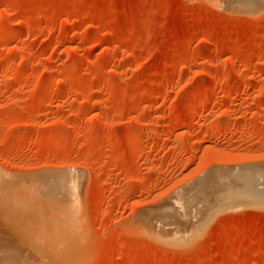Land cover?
<instances>
[{
    "label": "rangeland",
    "instance_id": "rangeland-1",
    "mask_svg": "<svg viewBox=\"0 0 264 264\" xmlns=\"http://www.w3.org/2000/svg\"><path fill=\"white\" fill-rule=\"evenodd\" d=\"M232 1L0 0L9 249L69 238L61 264H264V192L228 188L251 169L264 182V5ZM63 180L74 219L44 222ZM189 192L200 223L158 232Z\"/></svg>",
    "mask_w": 264,
    "mask_h": 264
},
{
    "label": "bare ground",
    "instance_id": "bare-ground-1",
    "mask_svg": "<svg viewBox=\"0 0 264 264\" xmlns=\"http://www.w3.org/2000/svg\"><path fill=\"white\" fill-rule=\"evenodd\" d=\"M263 5H264V0H234L232 2H225L224 7L229 9V10H231V11H234V12L235 11L250 12V11H254V10L262 7ZM230 169H229V171H230ZM236 169H235V171H233V173L235 172V174H236V175L234 174L235 177H236L235 180L237 181L238 178H239V177H237V175L239 176V174L237 172L239 170L243 171L244 168L243 169L242 168L238 169L237 172H236ZM251 170H253V169H251ZM250 171L249 172L246 171L247 173L246 172H244V173L242 172L243 173L242 174L243 178H240L242 180L240 181V179H239L238 182L235 183L236 186H234L231 183H230L229 186L227 185L228 188H230V187L232 188V186L235 187L234 188L235 190L232 188L234 192L231 191V194L234 195V194H236L237 190H240V188H238V186L241 187L242 190H244L245 194H248V193L254 194L253 191H256L257 193L258 192L259 193H263L264 192V191H262V190H264V182L263 181H262L263 183L262 182H258L257 178L255 179V178H253L254 176H251V175H253V173L251 174ZM253 172H254V170H253ZM239 173H241V172H239ZM245 173H246V175H245ZM226 174H227V172H226ZM248 174H249V176H248ZM218 175H219V173H218ZM226 176H230V175L228 174ZM244 176H246V177L244 178ZM58 179H59V177H58ZM217 179H220V177L217 178ZM224 180L225 179L222 180V178H221V182H220V180H217L219 182H217V181H215V182H217L218 183L217 185L219 186V184L220 183L222 184V181L224 182ZM215 182H214V185H215ZM225 182H227V181H225ZM210 183H211V181H210ZM204 184H206V183H204ZM204 184L200 183L198 188L197 189L195 188V190L198 191L196 197H198V196L202 197V195L200 193L203 194L204 191L207 190V189L204 188V186H203ZM238 184H240V185H238ZM222 185H224V187L226 186L225 183H223ZM54 186H52V185L50 186V184L45 186V188L47 189L46 190L47 191V199H43L44 200L43 204L39 208L41 210L38 209V211H40V213L38 212L39 215H40L39 217H42L41 219H44V222H49V221L54 222L55 221V218H54L55 215H56V220H57L58 217L60 218V216H58V215H60V212L62 211L61 212L62 213V217H64V219H66L67 221H72L74 219L73 215L75 213L74 206L76 207L78 205L75 202L77 200L73 199L72 196H70L68 193H66L67 191H69L71 189H70V187L69 188L67 187V185L65 184L64 180L62 182L60 181L59 185H57L58 189L56 188L57 189L56 191H51V188L55 189ZM214 187L217 189L216 185ZM219 187H221V186H219ZM222 188L223 187H221V189ZM236 188H238V189H236ZM244 188L246 189V191H245ZM223 189H226L228 191V189L226 187L223 188ZM247 191H248V193H246ZM190 193L191 192H189V193H187L185 195H182L181 198H179V200L177 199L178 200L177 201L178 204H177V206H175L176 208L173 207V209L175 208L174 212L176 214L175 215L176 217L172 216L170 213H167L164 216V218L155 219L156 221L154 220L156 222V229H157L158 232H162L165 235L172 234V235L180 238V236L184 235V233H185V231L183 230L182 223H187V224L191 225L193 223L197 224L199 222V220L203 217V214H204L203 213L204 205L202 206V205H200V203L194 204V202H193L192 204L195 205L194 210L193 209H189L188 206L192 205V204L189 205L190 202L188 200L189 199L188 195ZM66 195H69L70 198H68ZM228 196L230 197V195H228ZM56 197H57V204H59L61 206L60 209H59V207L57 208L56 206H54V198H56ZM232 198H234V197H232ZM41 201L42 200H40V202ZM196 202H198V201H196ZM32 210H34V208ZM48 211H51V213H49ZM56 211H59V212H56ZM76 214H77V212H76ZM53 218H54V221L52 220ZM57 225L55 224V228L59 227ZM57 232H58V234H57ZM60 232H59V230H57L55 235H59ZM45 234H46V232L43 233V235H45ZM50 234H52V230H51ZM47 235H48V233H47ZM70 235H72V233ZM50 236H52V235H50ZM36 238H38V237H36ZM31 239L34 240V241L25 242L28 245V247H27L28 250L26 252L22 253V254L18 253L16 251H12L11 249H9L7 247L6 242H3V240H0V264H61L63 261H66V256L68 255V254H66V256H65V253H63L64 255L62 254V252H64V251H62V248L64 250L66 249V250L70 251V249H69L70 245H72L71 243L74 242L73 240H70L72 242H70V241L68 242L67 239H69V238H66V240L64 239L65 243L67 244L65 246V248H64V246L62 247V244H64L63 241L61 242V241L56 240V239L55 240L59 241V242H53L52 241L53 244L54 243H56V244L58 243L57 245H54V247H51L48 241H44L45 238L44 239L40 238V240H37V239L35 240L33 238H31ZM52 239H54V238H52ZM19 243H21V241ZM42 252H43L44 255H42Z\"/></svg>",
    "mask_w": 264,
    "mask_h": 264
}]
</instances>
